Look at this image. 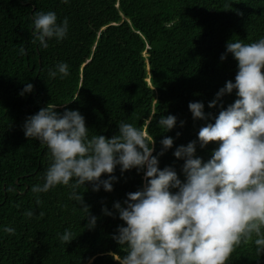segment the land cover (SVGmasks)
Masks as SVG:
<instances>
[{
  "label": "trees",
  "instance_id": "1",
  "mask_svg": "<svg viewBox=\"0 0 264 264\" xmlns=\"http://www.w3.org/2000/svg\"><path fill=\"white\" fill-rule=\"evenodd\" d=\"M49 10L60 20L68 18L69 32L44 49L32 42L33 16ZM262 37L264 0H0V264H119L116 257L124 253L113 235L124 222L113 205L144 184L142 172L121 174L117 166L113 191H93L90 182L81 186L84 205L97 217L91 230L83 205L69 198V187L41 193L37 203L31 189L42 182L50 152L25 137L27 117L48 104L61 113L79 110L90 137L110 138L121 121L132 123L154 138L153 155L163 138L173 137L159 167L172 166L184 181V161L173 155L175 149L197 141L196 155L207 162L218 142L202 148L198 132L237 99L234 91L208 107L219 89L235 80V59L231 54L220 59L227 42ZM58 62L69 64L67 78L49 77ZM27 83L34 91L19 95ZM190 102H203L209 119L194 120ZM170 114L177 125L164 132L158 121ZM105 207L114 216L105 215ZM27 210L35 215L27 217ZM65 229L74 234L69 244L59 240ZM227 264H264V254L254 243H242Z\"/></svg>",
  "mask_w": 264,
  "mask_h": 264
},
{
  "label": "clouds",
  "instance_id": "2",
  "mask_svg": "<svg viewBox=\"0 0 264 264\" xmlns=\"http://www.w3.org/2000/svg\"><path fill=\"white\" fill-rule=\"evenodd\" d=\"M68 32L67 17L60 20L51 10L34 13L32 42L38 41L40 47L47 49L53 40L62 42ZM19 52L24 55L26 50L21 47ZM228 54L237 62L235 80H228L208 107H216L234 91L237 99L198 132L202 148L218 142L207 162L196 155L197 141L175 149L173 155L184 161V181L172 166L159 167V157L173 147V137L163 138L161 151L153 155L154 138L132 123L121 121L118 133L110 138L90 137L79 110L61 113L58 105L48 104L27 117L25 137L38 140L50 152L42 182L31 189L37 203L39 194L67 186L72 190L69 198L87 213L86 227L94 229L97 217L90 214L78 189L90 182L93 191L111 192L118 181L117 166L121 174L136 169L143 173L142 188L128 193L123 204L113 205L124 222L113 235L124 253L116 257L119 264H227L234 250L249 242L264 254V37L252 43L231 40L220 59ZM69 75L66 62H58L49 71L53 79ZM33 91L34 85L27 83L19 95ZM204 108L203 102L189 103L194 120L209 119ZM176 125L177 117L171 114L158 121L164 132ZM103 174L108 178L101 179ZM102 211L114 216L106 207ZM25 215L32 218L35 213L27 210ZM4 231L14 234L15 229L5 227ZM58 236L62 244L75 239L69 229Z\"/></svg>",
  "mask_w": 264,
  "mask_h": 264
}]
</instances>
